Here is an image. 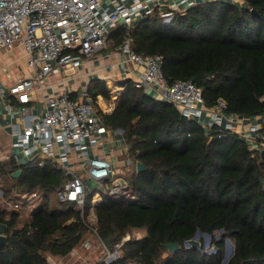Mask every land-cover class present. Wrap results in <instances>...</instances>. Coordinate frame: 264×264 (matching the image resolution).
Masks as SVG:
<instances>
[{"label": "trees", "instance_id": "16d2710c", "mask_svg": "<svg viewBox=\"0 0 264 264\" xmlns=\"http://www.w3.org/2000/svg\"><path fill=\"white\" fill-rule=\"evenodd\" d=\"M242 1L200 0L171 24L155 13L137 23L131 47L145 57L161 56L170 82L193 81L207 107L222 99L227 114L264 119V0ZM126 36L124 28L115 30L113 46L123 44ZM119 86L126 91L113 112L103 114L105 124L124 131L132 156L147 170L129 179L134 200L104 195L96 209L104 241L114 244L133 229L144 232L142 240L124 244L114 264H222L227 238L235 243L227 264H264V138H257L260 148L253 149L232 130H205L171 103L136 88L131 79ZM91 94L95 101L102 95L111 102L104 84ZM18 170L22 174L13 178ZM0 171L5 199L20 203L7 210L0 202L8 242L0 248V264H50V255L68 258L89 230L88 214L57 197L66 175L41 160L19 165L10 159L0 163ZM33 194L42 201L27 216L33 199L22 195ZM198 231L211 237L223 233L221 240H213L217 254L185 247ZM170 243L180 249L171 253Z\"/></svg>", "mask_w": 264, "mask_h": 264}, {"label": "built area", "instance_id": "2783aa9c", "mask_svg": "<svg viewBox=\"0 0 264 264\" xmlns=\"http://www.w3.org/2000/svg\"><path fill=\"white\" fill-rule=\"evenodd\" d=\"M216 1V0H203ZM200 0H0V56L22 50L29 75L10 86L0 76V105L15 119L11 123V145L20 149L29 161H49L68 178L57 188L62 203L76 204L83 216H96L103 196L131 201L129 179L137 172V160L122 129L105 124L97 101L88 86L77 90L70 86L89 58L108 49L111 35L119 28L127 32L122 53L138 67L134 86L146 93L154 91L158 99L171 103L188 120L205 130L219 126L233 130L237 115L227 114V103L220 99L207 107L202 90L193 81L170 82L162 70V57L142 56L131 47V33L138 22L154 15L171 24L177 14L196 6ZM21 58V57H20ZM15 62V61H14ZM51 78H55L50 80ZM59 78V79H58ZM117 100L125 88L115 89ZM0 108V118L3 116ZM251 131L261 127L251 123ZM246 137L247 135L241 134ZM106 139L124 143L116 160L107 158L101 149ZM3 173L0 171V182ZM92 206L86 212L88 197ZM37 194L24 196L35 199ZM96 198L99 201H96ZM18 209L20 205H7ZM97 218V217H96ZM93 240L82 242L80 250L95 253L102 247L101 257L84 258L77 248L67 258L48 256L50 264H114L125 243L144 238L143 231L133 229L108 248L99 233L97 220L87 224ZM78 247V248H79ZM68 256V258H69ZM74 260V262H72Z\"/></svg>", "mask_w": 264, "mask_h": 264}, {"label": "crops", "instance_id": "0c3cea01", "mask_svg": "<svg viewBox=\"0 0 264 264\" xmlns=\"http://www.w3.org/2000/svg\"><path fill=\"white\" fill-rule=\"evenodd\" d=\"M227 1H231L239 5L243 4L242 0ZM112 43L113 40L110 39L109 49L100 52L94 58L87 59L81 70L79 71L78 78L70 82V86L77 90L88 86L91 93L99 91L102 88L103 84L106 85L112 95L111 102L106 101L102 95H99L96 100L97 106L102 115H109L113 112L116 101L114 99L113 92L115 91V89L125 88L120 87L119 83L126 79H131L134 82V79L136 78V75L138 73V67L135 64L129 63L128 57L122 53V44L119 46L111 47ZM17 55L18 54L16 52H13L10 54L4 53L0 56V76L5 86H10L12 83H15L19 79L29 75V69L26 65V62L24 67H18V72L14 70V61L16 60ZM53 79L55 78H51L50 80ZM148 94L158 99L157 94L153 90ZM0 108L2 110L4 109L2 105H0ZM14 122H16V120L11 118L10 115H8L5 110H3V116L0 118V163L13 159L19 165L27 164L30 162L29 160L25 163L21 161V159L27 158L23 154V152L20 149L12 147L11 145V141L13 138L11 135L12 128L10 125ZM236 122L237 124H235L232 131L240 135H247L244 138L252 145V148L259 149L260 144L257 142V138H264L263 134L261 133V129L264 128V119L257 117L249 120L240 117ZM251 123L258 124L259 127H261L260 131H251ZM123 145L124 143L120 140L115 139L111 141L109 139H106L104 147L100 152L103 153L107 158L116 160L117 157L121 156L123 153ZM262 146H264V143H262ZM24 196L25 195H22V197ZM38 199L41 203L42 200L40 198ZM96 201H99V199H97ZM0 202L7 210L11 209L7 207V205H14V203L9 202L5 199L2 191V183H0ZM33 203L34 199L32 204ZM37 207H34V204L31 205L30 210L26 212L27 216H29ZM3 230H5V226L0 225V234H3L5 232Z\"/></svg>", "mask_w": 264, "mask_h": 264}, {"label": "rangeland", "instance_id": "374dc122", "mask_svg": "<svg viewBox=\"0 0 264 264\" xmlns=\"http://www.w3.org/2000/svg\"><path fill=\"white\" fill-rule=\"evenodd\" d=\"M224 1H227V0H224ZM113 46V44H111V47ZM110 48V45L108 46V49ZM16 53L18 54L17 56H16V60H15V62H14V70L16 71V72H18V67L20 66H22V67H24L25 66V59H24V57H22V50L20 49V48H17V50H16ZM21 57V58H20ZM115 92H113V95H116V94H114ZM124 158V156L122 155L121 156V159H123ZM29 160V158H23V159H21V161L22 162H26V161H28ZM23 198V197H22ZM21 198V199H22ZM20 202V201H19ZM34 207H37V206H39L40 205V200L36 197L35 199H34ZM32 204V205H33ZM29 210H30V208H29ZM86 220H87V222L89 223V222H93L94 220H97V218H96V216L94 217H92L91 215H88L87 217H86ZM133 231V230H132ZM132 231H130V232H132ZM143 235H144V233H143ZM222 235H223V233L222 232H217L216 234H215V236L214 237H206L205 235H201L199 238H198V241L199 242H201L202 240H203V242L201 243V245H200V247H196V248H198L199 250H201L203 253H206L207 255H212V254H217V250H216V248L214 247L215 245H214V238H216V240H221L222 239ZM86 240H93V243L95 244V245H97L98 246V243H96L95 241H94V239L90 236V234L88 233L87 235H86V238H85V240L84 241H86ZM83 241V242H84ZM225 244H226V246H225V251H224V258L228 255V254H230V246L232 245V246H234L235 247V243H234V241L232 240V239H230V238H227L226 239V241H225ZM79 246H77L76 248L79 250V253L85 258H88V257H91L92 259H96V258H99V257H101L102 255H103V253H104V249L102 248V247H99V248H97L96 249V252L95 253H89V252H84V251H82V250H80V247L78 248ZM166 256V255H165ZM47 260H48V257H47ZM71 260V256H69V258H67V259H65V262H68V261H70ZM72 262H74V260H72ZM82 261H78V262H76L75 264H82L81 263Z\"/></svg>", "mask_w": 264, "mask_h": 264}, {"label": "water", "instance_id": "95a60500", "mask_svg": "<svg viewBox=\"0 0 264 264\" xmlns=\"http://www.w3.org/2000/svg\"><path fill=\"white\" fill-rule=\"evenodd\" d=\"M136 166H137V172L138 173H142V172L147 170V166L144 163H142L141 161H137V165ZM21 174H22V170H18L16 172H14L12 176H13V178H18V177H20ZM201 235H205L206 237H210L209 234H203V233H201V231H198L197 234L195 235V237L192 240H190V241L185 243V247L186 248L200 247L201 242L198 241V238ZM7 244H8L7 236L4 235V234H0V248L6 247ZM106 244H107L108 248H111L112 247V239L107 240ZM166 247L169 249V251L171 253H176L180 249V245L177 244V243L167 244ZM234 253H235V247L231 245L230 246V254H228L223 259L222 264L229 263V261L231 260V258L234 255Z\"/></svg>", "mask_w": 264, "mask_h": 264}, {"label": "bare ground", "instance_id": "6f19581e", "mask_svg": "<svg viewBox=\"0 0 264 264\" xmlns=\"http://www.w3.org/2000/svg\"><path fill=\"white\" fill-rule=\"evenodd\" d=\"M126 91V90H125ZM98 198H96V200H97Z\"/></svg>", "mask_w": 264, "mask_h": 264}]
</instances>
